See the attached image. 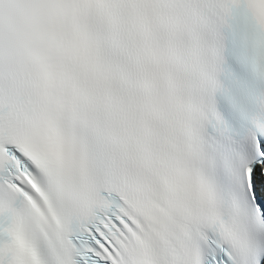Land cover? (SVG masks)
Listing matches in <instances>:
<instances>
[{
	"label": "snow or ice",
	"instance_id": "snow-or-ice-1",
	"mask_svg": "<svg viewBox=\"0 0 264 264\" xmlns=\"http://www.w3.org/2000/svg\"><path fill=\"white\" fill-rule=\"evenodd\" d=\"M0 264H264V0H0Z\"/></svg>",
	"mask_w": 264,
	"mask_h": 264
}]
</instances>
